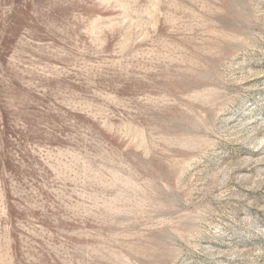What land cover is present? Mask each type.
I'll return each instance as SVG.
<instances>
[{
  "label": "rangeland",
  "instance_id": "rangeland-1",
  "mask_svg": "<svg viewBox=\"0 0 264 264\" xmlns=\"http://www.w3.org/2000/svg\"><path fill=\"white\" fill-rule=\"evenodd\" d=\"M0 264H264V0H0Z\"/></svg>",
  "mask_w": 264,
  "mask_h": 264
}]
</instances>
